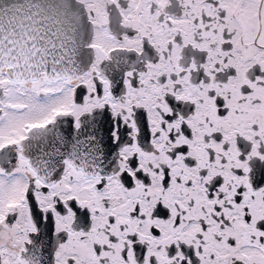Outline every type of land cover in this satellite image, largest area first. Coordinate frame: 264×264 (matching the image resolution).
I'll use <instances>...</instances> for the list:
<instances>
[{
  "label": "snow or ice",
  "instance_id": "obj_1",
  "mask_svg": "<svg viewBox=\"0 0 264 264\" xmlns=\"http://www.w3.org/2000/svg\"><path fill=\"white\" fill-rule=\"evenodd\" d=\"M0 264H264V0H0Z\"/></svg>",
  "mask_w": 264,
  "mask_h": 264
}]
</instances>
